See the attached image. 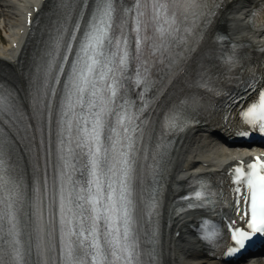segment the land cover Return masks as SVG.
Returning a JSON list of instances; mask_svg holds the SVG:
<instances>
[{"label": "snow or ice", "instance_id": "snow-or-ice-1", "mask_svg": "<svg viewBox=\"0 0 264 264\" xmlns=\"http://www.w3.org/2000/svg\"><path fill=\"white\" fill-rule=\"evenodd\" d=\"M214 7L213 0H53L27 104L0 87V264H153L146 244L158 231L167 140L198 122L201 88L226 97L229 113L246 103L239 116L248 130L240 134H264V64L250 66L230 50L221 59L239 76L213 77L203 66L189 75ZM229 171L232 198L221 204L232 215L221 216L222 225L202 217L199 231L209 244L228 236L222 259L264 238V158ZM217 196L201 180L177 199L214 212Z\"/></svg>", "mask_w": 264, "mask_h": 264}, {"label": "bare ground", "instance_id": "bare-ground-1", "mask_svg": "<svg viewBox=\"0 0 264 264\" xmlns=\"http://www.w3.org/2000/svg\"><path fill=\"white\" fill-rule=\"evenodd\" d=\"M31 1L35 0H0V25L3 26L7 35L13 36V43L19 44L22 41L24 30L21 31L22 26L14 29V24ZM252 3L253 0H239L227 5L220 13L218 24L221 29L225 30L229 41L249 43L252 46H260L264 43V34L246 26L244 13ZM13 43L0 42V81L21 92L26 98V86L22 82V74L25 71L22 65L25 63L31 72L37 51H33L34 44L31 42L21 63L20 54L17 53L18 49L13 46ZM207 128V125L193 126L181 136L182 138H178L179 145H176L173 170L164 203L162 264H200L199 257L195 256L200 255L201 250L188 231L190 225L195 222L194 215L199 212L197 211L199 209L184 214H176L173 209V201L178 191L189 183L186 177H191L196 171L217 170L242 155L236 150L220 149L208 136ZM22 156L28 166L25 152H22ZM177 231L179 233L175 236ZM208 264L216 263L210 261ZM256 264H264V261Z\"/></svg>", "mask_w": 264, "mask_h": 264}, {"label": "rangeland", "instance_id": "rangeland-1", "mask_svg": "<svg viewBox=\"0 0 264 264\" xmlns=\"http://www.w3.org/2000/svg\"><path fill=\"white\" fill-rule=\"evenodd\" d=\"M3 33H0V35H2Z\"/></svg>", "mask_w": 264, "mask_h": 264}]
</instances>
